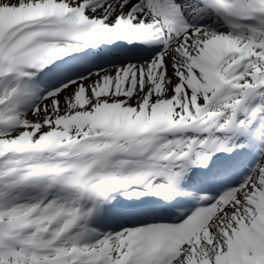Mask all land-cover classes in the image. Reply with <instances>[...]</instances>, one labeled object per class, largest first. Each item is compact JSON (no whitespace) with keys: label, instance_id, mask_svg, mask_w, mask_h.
I'll use <instances>...</instances> for the list:
<instances>
[{"label":"snow or ice","instance_id":"obj_1","mask_svg":"<svg viewBox=\"0 0 264 264\" xmlns=\"http://www.w3.org/2000/svg\"><path fill=\"white\" fill-rule=\"evenodd\" d=\"M0 264H264V0H0Z\"/></svg>","mask_w":264,"mask_h":264}]
</instances>
